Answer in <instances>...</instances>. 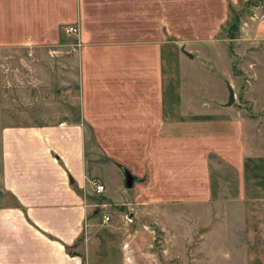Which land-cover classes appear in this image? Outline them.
<instances>
[{
  "label": "rangeland",
  "instance_id": "374dc122",
  "mask_svg": "<svg viewBox=\"0 0 264 264\" xmlns=\"http://www.w3.org/2000/svg\"><path fill=\"white\" fill-rule=\"evenodd\" d=\"M82 1L0 0V115L84 125L88 222L128 225L131 264H249L247 243L264 249V0H131L163 13L150 30L165 35L142 41L159 62L105 80L82 60L93 42L62 32ZM111 32L95 57L126 54L133 34Z\"/></svg>",
  "mask_w": 264,
  "mask_h": 264
},
{
  "label": "crops",
  "instance_id": "0c3cea01",
  "mask_svg": "<svg viewBox=\"0 0 264 264\" xmlns=\"http://www.w3.org/2000/svg\"><path fill=\"white\" fill-rule=\"evenodd\" d=\"M99 1L84 0L77 12L83 41L93 42L84 50L82 60L98 71L96 79L105 80L111 70L131 78L135 70L148 71L147 67L159 62L154 57L158 49L144 46L142 41L149 36L153 39L154 33L165 35L162 28L154 33L150 30L163 13L154 8L138 9L131 0ZM104 20L109 28L113 23V28L104 29ZM112 30L123 37L128 31L133 34L132 41L124 43L128 46L123 48L126 56L117 58L109 49L112 52L106 51L103 59L95 57V40ZM139 65L143 68L137 69ZM13 116L3 112L0 117V264H131L125 245L128 237L122 233L129 231L128 225L98 227L88 222L92 189L84 125L67 120L42 123L37 115V119L15 121L18 116L32 115ZM258 243H247L249 249L244 252L249 264H264V249Z\"/></svg>",
  "mask_w": 264,
  "mask_h": 264
},
{
  "label": "water",
  "instance_id": "95a60500",
  "mask_svg": "<svg viewBox=\"0 0 264 264\" xmlns=\"http://www.w3.org/2000/svg\"><path fill=\"white\" fill-rule=\"evenodd\" d=\"M183 50V49H182ZM185 54H187L190 58L192 57V55L183 50ZM228 101L226 102V105H231L233 103V101L235 100L234 98V90L233 88L230 86V84H228ZM124 175H125V180H124V185L127 188H131L133 186V183L135 181V176L133 174H131V172L127 169H124Z\"/></svg>",
  "mask_w": 264,
  "mask_h": 264
},
{
  "label": "built area",
  "instance_id": "2783aa9c",
  "mask_svg": "<svg viewBox=\"0 0 264 264\" xmlns=\"http://www.w3.org/2000/svg\"><path fill=\"white\" fill-rule=\"evenodd\" d=\"M79 32V28L78 26H74V25H69V26H66V28L64 29V33L68 36V37H71V35H75L78 34ZM74 41L76 43H79L80 41L78 40V38H74ZM72 45V44H71ZM93 185L96 189V191L98 192H101L104 190V185H102L101 183L99 182H96V181H93ZM110 217L108 214H104L102 216V220L103 222H107L109 221Z\"/></svg>",
  "mask_w": 264,
  "mask_h": 264
},
{
  "label": "trees",
  "instance_id": "16d2710c",
  "mask_svg": "<svg viewBox=\"0 0 264 264\" xmlns=\"http://www.w3.org/2000/svg\"><path fill=\"white\" fill-rule=\"evenodd\" d=\"M70 181H71V183H73V180H70ZM76 242H78V241H76ZM76 242H75V245H76ZM66 248L68 249V247H66ZM68 250L70 253H72V251L70 249H68ZM82 264H84V261L82 262Z\"/></svg>",
  "mask_w": 264,
  "mask_h": 264
}]
</instances>
